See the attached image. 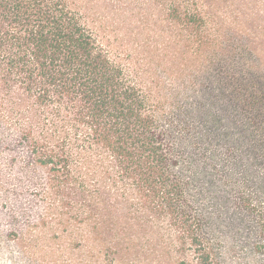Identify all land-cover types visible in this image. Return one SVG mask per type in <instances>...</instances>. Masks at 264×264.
Listing matches in <instances>:
<instances>
[{
	"label": "trees",
	"instance_id": "1",
	"mask_svg": "<svg viewBox=\"0 0 264 264\" xmlns=\"http://www.w3.org/2000/svg\"><path fill=\"white\" fill-rule=\"evenodd\" d=\"M236 1L108 0L136 58L74 2L0 0V145L50 201L62 250L83 253L74 264H214L169 127L246 159L264 126V47L234 35L251 0Z\"/></svg>",
	"mask_w": 264,
	"mask_h": 264
},
{
	"label": "rangeland",
	"instance_id": "2",
	"mask_svg": "<svg viewBox=\"0 0 264 264\" xmlns=\"http://www.w3.org/2000/svg\"><path fill=\"white\" fill-rule=\"evenodd\" d=\"M69 1L85 8L100 34H107L116 48L132 51L135 56L141 50L128 38L119 13L111 9L108 0ZM236 3L241 8V2ZM228 8L224 6L222 10ZM246 13L244 28L232 29L234 35L264 47V0L249 1ZM138 60L145 61L143 57ZM259 61L264 64V58ZM258 72L263 75V71ZM170 84L163 91L169 95L167 102L172 97ZM171 104L174 106L173 101ZM182 124H171L170 133L176 144L179 171L189 180V193L203 217L205 239L213 250L214 264H264V252L256 250L263 243L260 216H264V143H261L264 126L258 120L252 125L244 159L230 157L221 146L214 147L217 156H213L209 147H201L194 139L192 131L188 134L185 126L177 128ZM226 126H230L228 143L221 144L231 146L238 130L231 122L227 121ZM5 147L0 145V264H74L83 253L72 247L68 249L70 255L62 250L59 225L50 218V201L20 177L13 162L9 163ZM44 175L43 170H38L34 178L41 181ZM243 196L250 197L256 210H245L241 203Z\"/></svg>",
	"mask_w": 264,
	"mask_h": 264
}]
</instances>
